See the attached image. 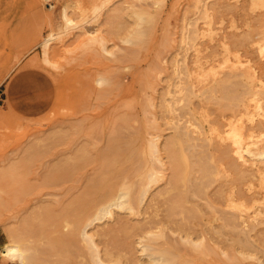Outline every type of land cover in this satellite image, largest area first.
Returning <instances> with one entry per match:
<instances>
[{
	"label": "rangeland",
	"instance_id": "obj_1",
	"mask_svg": "<svg viewBox=\"0 0 264 264\" xmlns=\"http://www.w3.org/2000/svg\"><path fill=\"white\" fill-rule=\"evenodd\" d=\"M106 1L102 2L107 5L104 6L105 8L102 3L95 7L99 8L101 5L103 7L99 8L97 13L92 11L94 8L92 5L85 6V3L81 4L83 2L71 0H0V90H4L3 97L6 101V106L0 107V264H30L28 261L22 263L18 257L11 259L4 256V250L14 245H20L28 256L34 255L36 248L45 250H41L44 252L41 255L44 259L43 264H98L93 259L96 250L100 258L109 261V264H264V241L262 242L261 235L253 231L241 233L229 227L223 228L222 232L214 233L216 235L214 239L221 243L211 242L214 245L210 250L203 248L205 245L189 246L181 243L180 224H183L184 214L179 213V210H182L179 208L176 210L180 214L178 216L174 205L170 204L177 191H172V195L168 197L162 195L154 201H151L150 197L155 191H162L159 189L165 190L170 186L167 184L171 177L169 167L163 166L166 168L163 171L162 164H155L159 167L156 170L162 169L164 172L155 173L156 176L158 175L157 181L161 178V182L154 181V185L151 183L152 188L149 186L151 193L148 190V193L143 194L149 183L145 175L149 157L145 137L146 111L151 110L150 104L153 101L156 104L162 101L154 94L167 90L170 83H173L175 70H185L184 60L188 63L189 70L194 73L199 66L196 64L197 67L193 62L198 57L206 56L204 58L206 62L202 60V63L199 62L200 65L204 64L207 67L209 61V64L211 60L212 63L217 62V69L220 70H216L220 75L229 74V71L230 74L240 73V67L246 65L252 67L255 63L257 65L258 59H264V5L258 4L259 0ZM85 10L89 11V16L85 15ZM66 17L69 20L66 21ZM47 40H49L48 46L45 49L44 42ZM244 40L247 41L245 48ZM239 56L243 57L242 61ZM244 56L255 57V60L246 59ZM230 59L233 62L232 60L229 62ZM250 60L253 62L251 63ZM226 61L229 63L227 64ZM234 61L237 62L236 65ZM243 61L245 62L242 66ZM231 63H234L233 66ZM193 66L194 72L191 70ZM211 66V64L207 68L202 66L206 70L199 68L198 71L201 74L206 71V75H211V72H214ZM253 68L248 69L253 72ZM207 69L210 73H207ZM194 74L193 78L198 80L200 74ZM182 76L186 78L183 73ZM208 77L210 78L207 75L206 78L209 79ZM148 78H152L154 93L152 89L148 91L145 87ZM159 78H162L161 82ZM196 79L195 82L193 79L194 83ZM241 79L237 77L230 79L232 80L230 82L227 80L225 85L221 84L219 90L223 99L217 100V104L211 103V106L204 100L209 98V92L200 91L198 94L200 86L197 83L194 85L196 87L184 83L189 88L191 86V90H195L197 95H194L191 103L187 100V103L185 101L181 103L182 107L184 106V109L181 107L182 113L186 116L183 120L192 119L193 123L201 126L196 121L193 111L201 114L210 112L214 115L217 107V112H222L211 117L214 119L211 125L216 128L217 125L215 126L214 123L218 125L221 123L222 127L219 126L223 130H230L229 127L232 126L228 131L230 133L225 130L220 132V128L215 131L216 133L212 132L216 139L214 136L213 139L210 132L204 145L200 143L207 146L203 148L207 152L213 147L214 152L212 150L210 152H216L215 155L219 153L217 156H220L226 147L230 156L235 155V158L232 156L233 159L238 158L235 161L231 157L230 159L235 163L238 161L241 165L239 169L236 168L237 165L232 167L230 159L224 156V153L221 158L215 159L220 169L226 168L223 166L225 164L230 168L226 175L224 172L221 173L222 169L218 175L216 168H213L215 174H212L211 179L213 182L215 180L216 184L217 181L220 183L222 179H227V175L232 174V171L230 173L232 168H234L233 173L237 169L236 172L239 174L235 173V177L232 174L228 183L232 184L236 181L239 186L242 185L240 180L244 176V171L247 170L245 175L250 179L257 174L261 176L254 170L263 168L251 157L253 147L255 146L256 149L259 145L253 139L244 140L247 143L251 141V144L240 143L243 142L242 135H239L240 130L244 129L247 122H251L255 116L264 112V104L260 102L257 107L263 105V110L261 108L259 111L252 110L257 112V115L254 113L252 117L250 113L249 115L243 113L244 110L237 99L242 95ZM230 86L232 88H228ZM222 88L225 90L223 91ZM207 101L211 102L210 99ZM169 102L172 101L168 100L165 104ZM192 103L199 105L193 106ZM202 103L206 105L203 108ZM231 105L238 106L239 109L235 108V110L241 109L242 112L239 111V114L237 111V116ZM228 109L230 112H227ZM187 111L190 116H187ZM224 113L227 117L232 114L234 121L231 117H224ZM261 114L258 117H261ZM121 116L124 117L123 119L129 117L128 123H125ZM245 119L248 120L242 122ZM237 120H241V123L246 122L244 127H241L242 124ZM235 122H239L240 126L238 123L235 127ZM217 131L219 134L222 133L220 137L217 136ZM225 133L228 135L222 136ZM117 134L119 135L116 136ZM205 134L204 132L203 135ZM222 137L226 140L223 141ZM234 137H238L236 138L238 141ZM233 139L237 141L238 146ZM226 141L227 144L224 143ZM213 143L221 144H218L221 146L219 150H217L218 146H212ZM262 144L264 145V141L260 146ZM243 146L245 149L241 148ZM246 146L249 148L248 152ZM261 147V151L264 150V146ZM112 152L116 154L112 156ZM239 153L243 155V160L239 159L241 156ZM263 154L264 151L260 152V156L263 157L261 165H264ZM102 155L107 157V160H102ZM218 160H226L228 163H219ZM203 162L206 160L202 159L200 165ZM243 162L249 164L244 166ZM208 164L209 161L201 168L204 169ZM254 166L257 168L255 169ZM198 167L199 164L197 167L191 166V179L188 182H195L192 180ZM180 170L179 175L183 178L185 166L181 165ZM162 176L166 178L163 177L162 180ZM257 176L255 191L260 189ZM144 178L147 179L146 186ZM164 180L167 182L165 183ZM111 185L115 189L114 192L110 191L112 198L108 201L101 194L109 191ZM245 188L249 192L247 186L241 188L242 192L246 191ZM131 190L135 196L130 195ZM122 192L126 194L125 197L122 196L123 199ZM252 193L253 191L250 194ZM93 194L98 196H95L97 199ZM258 195V203L264 205L262 201L264 196ZM119 197L121 200H132L129 198L133 197L134 203H131L130 207L134 205L135 209L132 210L129 206L109 207V204L118 201ZM158 202L161 204L158 205ZM192 203H186L184 207L191 210L194 207ZM263 205L258 206L264 208ZM103 207L108 211L102 213ZM167 207H172L173 210ZM165 208L168 209V214L173 211L177 215L170 214L171 217L174 215V218L172 217L174 224L170 222L171 217H167V212L163 211L166 210ZM50 209L52 212L49 211ZM164 215L166 218L163 217ZM52 217L53 220H59L57 225L51 220L48 223V219ZM27 218L32 220L35 230L30 237L22 241ZM177 220L179 221L174 222ZM148 221L152 222L143 227L142 223ZM161 221L168 231L163 228ZM156 226L159 227L156 231L163 228V232H155ZM84 227H87L86 234L83 233ZM151 228L153 231H149ZM175 228L177 230H174ZM57 234L66 237L64 244H54V237ZM168 239L174 242H169ZM106 249L112 250L114 255L107 257Z\"/></svg>",
	"mask_w": 264,
	"mask_h": 264
},
{
	"label": "bare ground",
	"instance_id": "obj_2",
	"mask_svg": "<svg viewBox=\"0 0 264 264\" xmlns=\"http://www.w3.org/2000/svg\"><path fill=\"white\" fill-rule=\"evenodd\" d=\"M71 1H73V2H83V3H81V4H84L85 3V6H86V4H89V5H92L94 8H93V10L92 11H98L99 10V8H101L102 7V5H103V7L104 6H107L106 4H105V2L104 3H102L104 0H71ZM107 1H109V0H107ZM106 1V2H107ZM257 1V0H256ZM100 3H102V5L99 7V8H95L96 6H98ZM81 4H79V5H81ZM258 4H261V5H264V0H259L258 1ZM76 5H78L77 3H76ZM88 6V5H87ZM251 6V5H250ZM102 7V8H103ZM81 8V11L83 10V8H82V6L80 7ZM79 8V9H80ZM88 8V7H87ZM101 8V9H102ZM105 8V7H104ZM89 9V8H88ZM87 9V10H88ZM95 9V10H94ZM243 9V8H242ZM87 10H85V15L86 16H89V11H87ZM65 11H67V10H65ZM86 11H87V13H86ZM95 12V13H96ZM230 12H232V11H230ZM236 12V11H235ZM84 13H81V15H84ZM94 13V14H95ZM98 13V12H97ZM227 13V12H226ZM214 15V14H213ZM255 15V14H254ZM66 16V15H65ZM251 16V15H250ZM84 17V16H83ZM224 17V16H223ZM85 18V17H84ZM87 18V17H86ZM85 18V19H86ZM67 17H66V21H67ZM213 19V18H212ZM69 20V19H68ZM68 22H70V21H68ZM223 25V24H222ZM206 27V26H205ZM253 28V27H252ZM200 30H201V28H200ZM207 30V29H206ZM224 30V29H223ZM220 31V30H219ZM228 31V30H227ZM234 31V30H233ZM208 32V31H207ZM216 32V31H215ZM208 36V35H207ZM224 36V35H223ZM197 37V36H196ZM210 37V36H209ZM232 38V37H231ZM203 39V38H202ZM209 40V39H208ZM48 41L49 40H47L46 42H44V48L46 49L47 48V46H48ZM239 41V40H238ZM242 41V40H241ZM244 43H243V45H244V48H245V45L247 44L246 42V40H244L243 41ZM210 43V42H209ZM237 43V42H236ZM238 43H240V42H238ZM257 43V42H256ZM242 45V46H243ZM205 46V45H204ZM250 48V47H249ZM242 49V48H241ZM244 50V49H243ZM248 52V51H247ZM256 53V52H255ZM264 54V53H263ZM194 55V54H193ZM224 55V54H223ZM235 55V54H234ZM243 56V55H242ZM241 56V57H242ZM246 56V55H245ZM244 56V58H246V59H248L247 57H245ZM206 57V56H205ZM204 56H201V58L200 57H198L197 58V60H195V62H193V63H195V65L198 67L197 69H195V70H197L196 72H194L195 70H193L194 69V66H193V68L191 69V70H193V72L194 73H197V74H200V75H202V76H198V80L196 79V78H193L194 76H195V74L194 73H192L190 70H189V67H188V63L184 60L183 62H185L184 63V68H185V70H184V72H181V71H183V70H181V71H176L175 70V72H174V76L172 77V81H173V83L171 84L170 83V85H169V87L167 88V90L166 91H162L160 88V90L161 91H159L158 92V94H154V95H158V98H160L162 101H161V103L160 104H156L155 103V101H153V103H155V104H153L151 101H149L148 100V102H151L152 104H150L151 105V110L150 111H146V120H145V126H146V141H147V149H148V152H149V157H148V160H147V164H148V167H145L146 168V178L148 179V186L147 187H145L146 189H145V193H143L144 195L146 194V193H148V192H150L151 193V190H149L150 189V187L152 188V186H151V183H153L154 181H157V177H158V175L156 176L155 175V173H159V172H163V171H165L164 169H166V168H164L163 166H167V167H169V169H170V172H171V177H170V179H169V183H167V184H170V186H168L165 190H164V188L163 189H159V190H162V191H158V192H156L155 191V193H153V194H151V201H154L155 199H157V198H159V197H161L162 195H165L166 197H168V196H171L172 194V191H177V193L174 195L175 197L173 198L172 197V199H171V201L172 202H170V204L173 206L174 205V210L176 211L177 209H181L182 208V210H179L180 212L179 213H181V214H184L183 215V217H182V223L183 224H180V228H181V230H182V235L180 236L181 237V243H185V244H189V246L190 245H196V246H200V245H205V246H203V248H206V249H211L212 248V246L214 245H212L211 244V242H214L215 244H220L221 242L220 241H218V242H220V243H218L215 239H214V236H216V235H214V233H218V231H221L222 232V229L223 228H227V227H229V228H231L232 230H234V231H238V232H245V231H253V232H255L257 235H261L262 236V242L264 241V208H261V207H259V206H262L261 205V202H259L258 203V198H259V195L258 194H262V196H264V190L262 191V189L261 188H263L264 189V165H261V163L263 164V162H261V161H263V157H261L260 156V152H262V151H264V150H262L261 151V146H264L263 144L260 146V144L264 141V112L262 113L261 111V113H259V115L261 114L262 116L261 117H258V116H255L254 118H253V120L251 121V122H247V125H245V127L243 126L244 124H246V122L245 123H241V120L239 121V120H237V121H239L242 125H241V127L243 126L244 127V129H242V130H240V132H241V134H239V135H242V140H243V142H240V141H242L241 139H240V143H244L245 142V144L247 143L246 141H244V140H246V139H253L254 141H255V143H257L259 146H257V148L255 149L254 147H253V149H252V147H251V149L253 150V154L251 153L252 152V150H251V157L253 158L252 160H254V161H256V162H258L259 163V165L260 166H263V168L261 167H259V169H256L257 167H255V169L256 170H254V172H257V173H260L261 174V176H259L258 174V180L260 181V185L258 186V187H260V189L258 188V190L256 189V191H255V188H254V185H256L257 184V181H256V183H255V177L256 176H254L253 178H250V179H247V176L245 175V172L247 171H244L243 173H244V176L241 178V183H242V187L241 186H239L237 183H236V181H235V183H232V184H229L228 182H229V177L230 176H232V174L234 175L233 177H235L237 174H239V173H237L236 171H237V169H239L240 167H241V165H239L238 164V161H237V163H235V162H233L232 160H236V159H238L237 157H236V159H233L232 158V156H233V154L230 156V152H228V151H226V147H224L225 149H223L222 150V154L224 155V156H226L228 159H230V157L232 158V160L230 159L229 161L232 163V167L234 166V165H237L238 167H236L237 169H235V173H236V175H235V173H233L234 171V168H232L231 170H230V173H231V171H232V174H230V175H227V179H225V180H223L222 179V177H221V179H222V181H224V182H222V184H221V182L219 183V181H217V184H216V182H215V180H214V182H215V184H214V182H213V180L211 179L212 178V174H215V172L213 171V168H216V170H217V174L219 175V173H220V170L222 169H220L219 168V166L217 165V163H216V160L215 159H217V158H221L220 156H223L222 154L220 155V156H217V155H219V153H218V151L217 150H219V147H221V146H218V144H220V143H218L217 145H216V143H213L212 144V146H218V149L216 150V148H215V150L217 151V155H215L216 154V152L215 153H213L214 152V150H212V149H214L213 147H212V149H210L208 152L207 151H205L206 149H203L204 147H206L207 148V146H203L204 145V143L206 142V140L208 139V134H210V132L212 133V132H214V133H216L215 131L218 129H220L222 126H221V123L218 125V124H216V123H214L215 124V126L217 125L219 128H217V126H216V128L214 127V126H212L211 125V123L212 122H214L213 120V118H211V117H215L214 115H216L218 112H217V107L215 108V113L216 114H214L213 115V113H207V114H201V113H198V112H196V111H193V115H194V117H195V119H196V121L201 125V126H199L198 124H196V123H193L192 122V119H188L189 121H185V120H183L184 119V117H186V116H184L185 114H183L182 113V108L184 107H182V105H181V103H184V101L186 102V100L188 101V102H190L191 103V101H192V99L195 97L194 95L196 94V92H195V90H191L192 88H191V86H190V88L188 87V85H184V83H190L191 85H196V83L198 84V86H200L201 87V89H200V87L198 88L199 90V93L198 94H200V91L201 92H203V93H205V92H209V98L208 99H210L211 100V102L210 101H207L208 99H204V100H206V103H208V104H210V106H211V103L213 104V103H216V101L217 100H219L221 97H220V95H221V91L219 90V87H220V85L222 84H224L225 85V83L227 82V80L230 82V81H232V80H230V79H233V78H237V77H241L242 79V84H243V87H242V95H239L238 97L239 98H237L239 101H240V106L243 108L242 110H244L243 111V113H246L245 115H249V113L251 114V116H252V114H258L257 112H253V111H255V110H258L259 111V108H261L262 110H263V108H262V106L261 107H257V106H259V104H264V59L262 58H260V59H258V62H257V65H256V63L255 64H253V66L254 65H256L254 68H253V66L251 67V66H244V67H240L241 68V72L239 73L237 70H235V71H237L238 73H235V74H230V71H229V74H226L225 75V73L223 74L222 73V75H220V72H218L219 70L217 69V65H216V63L217 62H215V63H212V60H211V68L214 70V72H211L212 74L210 75V74H207L208 76H210V78L209 79H207L206 78V71L205 72H203V70H206V69H204L203 67H206V65L204 66V64L202 65H200V63H202V60L204 61V58H205ZM207 57H210V56H207ZM240 57V56H239ZM241 57H240V60L242 61L243 60V57H242V59H241ZM203 58V59H202ZM213 58V57H212ZM236 58H238V56L236 57ZM254 60H255V57H252ZM252 58H249V59H252ZM206 59H208V58H206ZM210 59V58H209ZM187 60V59H186ZM231 60L232 59H230V60H228L229 62H231ZM245 60V59H244ZM240 61V62H241ZM248 61V60H247ZM200 62V63H199ZM204 62H206V61H204ZM210 62V61H209ZM209 62L207 63L209 66H210V64H209ZM214 62V61H213ZM227 62V61H226ZM229 62H227V64L229 63ZM232 62H233V60H232ZM235 62V61H234ZM239 62V61H238ZM245 61H243L242 62V66H243V63H244ZM249 62V61H248ZM250 62L252 63L253 62V60L251 61L250 60ZM256 62V61H255ZM236 63L237 62H235V64L234 65H236ZM191 64V63H190ZM233 64L231 63V65L233 66ZM158 65V64H157ZM194 65V64H193ZM207 65V67H209ZM223 65H224V63H223ZM222 65V66H223ZM249 65V64H248ZM252 65V64H251ZM182 66V65H181ZM196 66H195V68H196ZM203 66V67H202ZM218 66H220V65H218ZM226 66V65H225ZM225 66H224V68L223 69H225ZM230 66V65H229ZM231 66V67H232ZM239 66H240V64H238V69H240L239 68ZM180 67V66H179ZM206 67V68H207ZM156 68V67H155ZM199 68H202V69H200V70H202V72H203V74L205 73V75L206 76H204L203 74H201L200 73V71H198V69ZM210 68V69H211ZM248 68H250L251 70H252V68H253V72H251L250 71V69H248ZM209 69V68H208ZM207 69V73H210V72H208L209 70ZM218 71H217V70ZM229 69V68H228ZM152 70H154V69H152ZM223 71H225V70H223ZM199 72V73H198ZM231 72H233V71H231ZM182 73L184 74V76H186V78H184L183 76H182ZM194 74V75H193ZM196 74V75H197ZM161 76V75H160ZM151 77H153V76H151ZM160 79H162V78H159V80ZM171 79V78H170ZM169 79V80H170ZM193 79H194V82H195V79L198 81H196V83H194L193 82ZM156 80V79H155ZM154 80V81H155ZM166 80V79H165ZM157 81V80H156ZM160 82H161V80H160ZM163 82V81H162ZM238 83V82H237ZM234 84H236V83H233V85ZM239 84V83H238ZM221 85V86H222ZM232 85V86H233ZM145 87L148 89V91H149V89L151 90L152 89V92H153V86H152V78H148L146 81H145ZM194 87H196V86H194ZM237 87V86H236ZM228 88H232L231 86L230 87H228ZM158 89V88H157ZM194 89V88H193ZM223 89V88H222ZM221 89V90H222ZM234 89V88H233ZM225 89H223V91H224ZM232 90V89H231ZM238 90H240V89H238ZM155 91H156V89H155ZM196 91H197V88H196ZM157 92V91H156ZM228 92V91H227ZM230 92V91H229ZM235 92H236V90H235ZM154 93V92H153ZM162 95H161V94ZM234 93V92H233ZM197 95V94H196ZM204 95V94H203ZM202 95V96H203ZM228 95V94H227ZM191 96H193L191 99H190V97ZM201 96V95H200ZM199 96V97H200ZM226 96V95H225ZM156 97V96H155ZM237 97V96H236ZM157 98V97H156ZM155 98V99H156ZM196 98H197V96H196ZM225 98V100H228V99H226V97H224ZM189 99V100H188ZM221 99H223V98H221ZM159 100V99H158ZM157 100V101H158ZM168 100H171L172 102H169V103H166L165 104V102H167ZM230 100H232V99H230ZM221 101V100H220ZM224 101V100H223ZM229 101V100H228ZM141 102V101H140ZM147 102V103H148ZM163 102V103H162ZM194 102V101H193ZM197 102H198V99H197ZM202 102H203V100H202ZM218 102V101H217ZM235 102H236V100H235ZM261 102V103H260ZM187 103V102H186ZM200 103V102H199ZM204 103H205V101H204ZM204 103H202L201 104V107L203 108L204 106H206V105H204ZM197 104V103H196ZM195 104V105H196ZM217 104V103H216ZM216 104H215V106H216ZM220 104V103H219ZM218 104V105H219ZM224 104V103H223ZM126 105V104H125ZM192 105L193 106H195L193 103H192ZM197 105H199V104H197ZM225 105V104H224ZM227 105V104H226ZM225 105V106H226ZM121 106V105H120ZM147 106H149V105H147ZM192 106V107H193ZM209 106V107H210ZM214 106V107H215ZM223 106V105H222ZM119 107V106H118ZM128 107V106H127ZM182 107V108H181ZM198 107V106H197ZM208 107V106H207ZM234 107V106H233ZM232 107V105H231V108H233ZM238 107V106H237ZM237 107H234V110H235V108H237ZM199 108V107H198ZM206 108V107H205ZM211 108V107H210ZM219 108V107H218ZM228 108V107H227ZM230 108V107H229ZM231 108H230V110H231ZM130 109V108H129ZM149 109H150V107H149ZM184 109V108H183ZM207 109V108H206ZM225 109V108H224ZM237 109H239V108H237ZM147 110H148V107H147ZM199 110V109H198ZM202 110V109H201ZM204 110V109H203ZM202 110V111H203ZM212 110H213V108H212ZM212 110H211V112H212ZM221 110H222V108H221ZM233 110V111H234ZM253 110V111H252ZM207 112H208V109L206 110ZM224 111V110H223ZM232 111V110H231ZM236 111V110H235ZM238 111V110H237ZM237 111H236V113L235 112H233V113H235L236 115H237ZM239 111H241V109L239 110ZM238 111V113L240 114V112ZM264 111V110H263ZM201 112V111H200ZM222 112V111H221ZM221 112H219L218 113V115L221 113ZM227 112H230L229 111V109H228V111ZM242 112V111H241ZM180 113H182L181 115H180ZM186 113V112H185ZM189 112L187 111V114H188ZM226 113V112H225ZM224 113V114H225ZM190 114V113H189ZM187 115V116H190V115ZM223 114V115H224ZM227 114V113H226ZM224 115V117L226 116L227 117V115ZM235 114H233V117H235L236 115ZM254 114V115H255ZM209 115H211V116H209ZM213 115V116H212ZM230 115V114H229ZM235 115V116H234ZM244 115V116H245ZM120 116V115H119ZM238 116V115H237ZM240 116V115H239ZM250 116V117H251ZM123 116H121V118H122ZM210 117V118H209ZM219 117V116H218ZM229 117H231V120H233V118H232V114L229 116ZM229 117H227V118H229ZM248 117V116H247ZM247 117H245V118H247ZM253 117V116H252ZM251 117V118H252ZM124 118V117H123ZM122 118V120H125V123H128L127 121H129L128 119H129V117H128V119H127V117L125 118V119H123ZM236 118V117H235ZM240 118V117H239ZM249 118V117H248ZM250 118V119H251ZM185 119H187V118H185ZM210 119H212V121L210 120ZM222 120H223V117L221 118ZM131 120V119H130ZM191 120V121H190ZM221 120V121H222ZM229 121H230V119H228ZM246 120H248V119H245V120H243L242 122H244V121H246ZM216 121V120H215ZM234 121V120H233ZM232 121V122H233ZM131 122V121H130ZM218 122V121H217ZM238 122V123H239ZM120 123H122V121L120 120ZM224 123H226L225 121H224ZM223 122H222V124H224ZM238 123H234V126H235V124L237 125ZM240 123H239V126H240ZM213 124V123H212ZM122 125V124H121ZM129 125V124H128ZM225 125H227V124H225ZM229 125V124H228ZM118 126H119V124H118ZM118 126H116V128L118 127ZM123 126V125H122ZM230 126V125H229ZM239 126H237V127H239ZM125 127H127V126H125ZM236 127V126H235ZM120 128H121V126H120ZM123 129H124V127H122ZM121 128V129H122ZM225 128V127H224ZM231 128H232V126H231ZM231 128L229 127V129L231 130ZM234 128V127H233ZM120 129V131H122ZM227 129H228V127H227ZM236 129V128H235ZM239 129H240V127H239ZM117 130V129H116ZM118 130H119V128H118ZM225 130V129H224ZM222 128L220 129V132L221 131H224ZM230 130H225V131H227V133H230V132H228V131H230ZM237 131H238V133H239V130L238 129H236ZM236 130H235V132H236ZM113 131V130H112ZM111 131V132H112ZM233 131V130H232ZM117 132V131H116ZM204 132L206 133L205 135H203L204 134ZM218 132V131H217ZM124 133V132H123ZM214 133H212V137L214 136ZM224 133V132H223ZM232 133V132H231ZM233 133H234V131H233ZM232 133V135H234V134H236V133H234L233 134ZM112 134H113V132H112ZM115 134V133H114ZM222 133H220L219 134V132H218V135L217 136H219V135H221ZM119 134H117L116 136H118ZM216 135V134H215ZM224 135H226V133L225 134H223L222 136H224ZM228 135V134H227ZM226 135V136H227ZM229 136H230V134H229ZM237 136V135H236ZM215 137V136H214ZM214 137H213V139H214ZM220 137V136H219ZM225 137V136H224ZM224 137H222L223 138V141H225L224 140ZM114 138V137H113ZM221 138V139H222ZM232 138H233V136H232ZM235 138V137H234ZM236 138H238V137H236ZM235 138V139H236ZM215 139H216V137H215ZM161 140H163L161 143H160V141ZM218 141H219V139H217ZM232 140V139H231ZM234 140V139H233ZM237 140V139H236ZM236 140H234V142H236L235 144H237V141ZM221 141V140H220ZM223 141H222V143H223ZM202 142V144H200ZM215 142H217V141H215ZM238 142V143H239ZM251 142V141H250ZM247 143V144H251V143ZM224 143H228L227 141L226 142H224ZM253 143V142H252ZM254 143V144H255ZM132 144V143H131ZM226 144H224V145H226ZM235 144H234V146H235ZM221 145V144H220ZM224 145H222V147L224 146ZM229 145H231V142H230V144ZM233 145V144H232ZM227 146V145H226ZM237 146H238V144H237ZM241 146V145H240ZM249 146V145H248ZM209 147V146H208ZM229 147V146H228ZM231 147V146H230ZM245 146H243V147H241V148H244ZM260 149H259V148ZM131 148V147H130ZM211 148V147H210ZM239 148V147H238ZM240 148V149H241ZM246 148H247V146H246ZM109 149V148H108ZM107 149V150H108ZM120 149V148H119ZM221 149V148H220ZM228 149V148H227ZM230 149V148H229ZM233 149V148H232ZM235 149H236V147H235ZM245 149V148H244ZM248 149L249 148H247V152H248ZM115 150V149H114ZM213 151V152H210V151ZM236 150H238V149H236ZM260 150V151H259ZM225 151V152H224ZM230 151V150H229ZM233 151V150H232ZM132 152V151H131ZM234 152L236 153V151L234 150ZM233 152V153H234ZM243 153L244 151H240V153ZM246 152V155L248 154ZM239 153V155H241ZM245 153V152H244ZM243 153V154H244ZM103 154V153H102ZM114 154H116L115 152H114ZM113 154V152H112V156L114 155ZM131 154V153H130ZM237 154V153H236ZM108 155V154H107ZM207 157H206V156ZM215 156H217V157H215ZM243 155H241L240 156V158L239 159H241V160H243L242 157ZM263 156H264V154H263ZM101 157V156H100ZM234 158H235V155L233 156ZM102 160H107V157H105L104 155H102ZM250 158V157H249ZM130 159V157L128 158V160ZM206 160V162L208 163V161H209V164L207 165V166H204V169H202L201 167H202V165H204V164H206V162H203L202 163V165H200L201 164V160ZM223 159H226V158H223ZM222 159V160H223ZM167 160V161H166ZM220 160V159H219ZM218 160V161H219ZM219 161V163L220 162H227L228 163V161H226V160H224V161ZM249 159H248V157H247V161H248ZM110 161V160H109ZM115 162V161H114ZM242 162V161H241ZM111 163V162H110ZM162 164V167H163V171H162V169H160V170H156V169H159V167H157L155 164ZM225 163H223V164H225ZM244 163V164H243ZM243 163H241V164H243L244 166H245V164L246 165H248L249 163H245V162H243ZM254 163V162H253ZM252 163V164H253ZM257 163V164H258ZM199 164V167H198V170L196 171V173H194L195 174V177L193 178L194 180H192V181H195V182H191V181H189L188 182V180L189 179H191V172H190V168H191V166L193 165H196V167H197V165ZM256 164V163H255ZM181 165H184L185 166V168H186V171H185V174H184V176H183V178H181L180 177V172H181V170H180V168H181ZM220 165H222V164H220ZM157 168H156V167ZM223 166H225L226 168H224L223 167V169H222V171H221V173L222 172H224L225 173V175L226 174H228V171H229V167L227 168V166H226V164L225 165H223ZM249 166H251V163H250V165ZM248 166V167H249ZM256 166H258V165H256ZM154 167H155V170H154ZM221 167V166H220ZM161 168V167H160ZM195 168V167H194ZM199 168H201L200 170H199ZM248 169V168H247ZM252 169H254L253 167H252ZM251 169V170H252ZM179 170H180V172H179ZM194 170V169H193ZM193 170H191V171H193ZM241 170H243L242 168H241ZM155 171H157V172H155ZM184 171V170H183ZM260 171V172H259ZM189 172H190V174H189ZM240 172V171H239ZM145 173V172H144ZM164 173V172H163ZM168 174V173H167ZM248 174V173H247ZM121 176V175H120ZM241 176V175H240ZM249 177L251 176V175H248ZM156 177V178H155ZM163 177L164 176H162V180H163ZM232 177V178H233ZM238 177V176H237ZM166 177H164V179H165ZM147 179H145L144 178V182H145V186H146V180ZM161 179V178H160ZM159 179V180H160ZM236 179V178H235ZM240 178L238 177V179L237 180H239ZM158 180V181H159ZM211 180V181H210ZM157 181V182H158ZM160 182H161V180H160ZM164 182L166 183L167 181L166 180H164ZM163 182V183H164ZM162 183V184H163ZM155 183H153V185H154ZM220 184V185H219ZM240 184V183H239ZM112 185H114V184H112ZM112 185L110 186L111 188L109 189V191H106L104 194H101V196L102 197H106L107 199H108V201H110L111 199L110 198H112V193L111 192H114V190L113 189H115L114 187L112 188ZM125 185V184H124ZM165 185V184H164ZM164 185H163V187H164ZM238 185V186H237ZM114 186H116V185H114ZM150 186V187H149ZM245 186H247V188H248V190H249V192H247V190H246V188H245V192H242V189L241 188H244ZM128 187V186H127ZM154 187V186H153ZM159 187V186H158ZM239 187H241V188H239ZM130 188V187H129ZM112 189V190H111ZM154 189V188H153ZM152 189V190H153ZM149 190V191H148ZM262 191V192H260V191ZM111 191V192H110ZM128 191V190H127ZM148 191V192H147ZM154 191V190H153ZM152 191V192H153ZM251 191H253V193L252 194H250L251 193ZM257 191H259V192H257ZM99 195H100V193H98ZM129 194V193H128ZM132 194V196L134 195L133 194V192H132V190H131V192H130V195ZM171 194V195H170ZM150 195V194H149ZM93 196H94V198H96V197H98V196H96L95 194H93ZM96 196V197H95ZM101 196H100V198H101ZM122 196L123 197H125L126 196V194L124 193V192H122L121 193V198H122ZM135 196V195H134ZM142 196V195H141ZM261 196V195H260ZM92 197V196H91ZM143 197V196H142ZM149 197V198H150ZM258 197V198H257ZM120 198V197H119ZM118 198V201L116 200V202L115 203H112V204H109V207H111V206H119V207H123V208H125V207H127V206H129L130 207V204L131 203H134L133 202V197H130L129 199H132V200H121V198L119 199ZM97 199V198H96ZM95 199V200H96ZM102 199V198H101ZM123 199V198H122ZM125 199V198H124ZM146 199V198H145ZM261 199V198H260ZM264 199V197H262V201H264L263 200ZM167 200V199H166ZM168 201V200H167ZM255 201H257V202H255ZM101 202V201H100ZM139 202V201H138ZM194 203V207L193 208H191V210H189L190 208H187V207H184V204H186V203ZM249 202H251L250 204H249ZM252 202H254V203H252ZM173 203V204H172ZM192 203V204H193ZM258 203V205H256V204ZM264 203V202H263ZM140 204V203H139ZM148 204V203H147ZM161 203L160 202H158V205H160ZM169 204V205H170ZM142 205V204H141ZM170 205V206H171ZM132 206V205H131ZM147 206H149V204L147 205ZM258 206V207H257ZM163 207V206H162ZM184 207V208H183ZM263 207H264V205H263ZM131 208V207H130ZM132 208H134V205H133V207ZM131 208V209H132ZM167 208H169V207H167ZM167 208H165L166 210H163L164 212L166 211L167 212ZM171 208V210H173L172 209V207H170ZM169 208V209H170ZM186 208V209H185ZM49 209V208H48ZM135 209V208H134ZM133 210V209H132ZM131 210V211H132ZM171 210H169V211H171ZM184 210V211H183ZM185 210H186V212H185ZM50 212H52V209H50L49 210ZM103 211H108V209L105 207H103L102 208V213H104ZM162 211V212H163ZM189 211V212H188ZM147 212H148V210H147ZM146 212V213H147ZM153 212V211H152ZM154 213V212H153ZM176 213H177V215L179 216L180 214L178 213V211H176ZM166 214V213H165ZM170 214H174V215H176L175 213H173V211H172V213H169L168 214V212H167V217L169 216V217H171V215ZM186 214H188V215H186ZM155 215V214H154ZM173 215V216H174ZM176 215V216H177ZM157 216V215H156ZM166 215H164L163 217L164 218H166L165 217ZM172 216V217H173ZM35 217V216H34ZM172 217H171V223L172 224H174L173 223V219H172ZM30 218V217H29ZM37 218V217H36ZM159 218H161V217H159ZM174 218V217H173ZM46 219V218H45ZM146 219V218H145ZM43 220V219H42ZM52 221L53 222V224H58V222H59V220L58 219H56V220H53V217L52 218H50V219H48V223H49V221ZM153 220V219H152ZM179 220H181V219H179ZM179 220H177V221H174V222H178ZM121 221V220H120ZM158 221V220H157ZM160 221V220H159ZM151 223L152 221H148V222H143L142 223V226L143 227H146L145 225L147 224V223ZM164 222H165V220H164ZM168 222V221H167ZM181 222V221H180ZM39 223V222H38ZM120 223V222H119ZM156 222H154V224H155ZM158 223V222H157ZM163 223V221H161V224ZM166 223V222H165ZM52 224V225H53ZM123 224H124V222H123ZM158 224H160V223H158ZM158 224H156V225H158ZM33 225H34V223L32 222V220H28V218H27V220L25 221V223H24V232H25V234H24V232L23 233H21V236H22V234H24V237L23 238H21V240L23 241V240H26V238L27 237H30V235L32 234V233H34L33 232V230H35V228H33ZM40 225H42V224H40ZM162 225H164L163 226V228H165V224H162ZM178 225H179V223H178ZM178 225H176V227L178 226ZM46 226V225H45ZM159 226H161V225H159ZM109 227V226H108ZM112 227V226H111ZM115 227V226H114ZM169 227V226H168ZM168 227H167V229H168ZM33 228V229H32ZM87 229V227H84V231H83V233H85L86 234V232L85 231H87L86 229ZM157 228H159V227H155V232H161L162 230H163V228H161V230L159 229L158 231H156V229ZM172 228V227H171ZM179 228V229H180ZM248 229V230H245V229ZM113 229V228H112ZM148 229V228H147ZM146 228H145V230H147ZM144 230V231H145ZM165 230H166V228H165ZM164 230V231H165ZM172 230V229H171ZM174 230H177L176 228L174 229ZM32 231V232H31ZM107 231V230H106ZM149 231H153L152 230V228H151V230H149ZM166 231H168V230H166ZM165 231V232H166ZM179 231V230H178ZM178 231H177V233H178ZM228 231V230H227ZM19 232V231H18ZM137 232V231H136ZM163 232V231H162ZM173 232V231H172ZM180 232V231H179ZM221 232H219V234L221 233ZM100 233V232H99ZM106 233V232H105ZM149 233H153L154 234V232H149ZM169 233H171V231L169 232ZM236 233V232H235ZM159 234V233H158ZM163 235L164 234H166V233H162ZM173 234V233H172ZM174 234L176 235V233L174 232ZM218 234V235H219ZM223 234V233H222ZM221 234V235H222ZM162 235V236H163ZM167 235V234H166ZM169 235V234H168ZM167 235V236H168ZM178 235V234H177ZM17 236H18V234H17ZM85 236V235H84ZM87 236V235H86ZM85 236V237H86ZM167 236H164V237H167ZM89 237V236H88ZM219 237H220V235H219ZM16 238V237H15ZM20 238V237H19ZM168 238V237H167ZM86 239V238H85ZM171 239V238H170ZM172 240V239H171ZM171 240H169L168 239V241L169 242H172ZM65 241H66V237L64 236V235H59V234H57L55 237H54V244L55 245H59V244H64L65 243ZM176 241V240H175ZM173 242H174V240H173ZM172 242V243H173ZM200 242V243H199ZM204 242L206 243V244H204ZM168 242H166V244H167ZM176 243V242H175ZM178 243V242H177ZM180 243V244H181ZM226 243V242H225ZM229 243V242H228ZM264 243V242H263ZM168 245V244H167ZM182 245V244H181ZM180 245V246H181ZM52 246V245H51ZM201 246V247H202ZM193 247H195V246H193ZM214 248H215V246H214ZM40 248H36L35 249V253H33L34 255H32V256H28L27 254H25L26 253V251H25V249L23 250V248H21L20 247V245H14V246H11V247H8V248H6L5 250H4V256H6V257H9V258H14V257H18L19 258V260L22 262V263H25V261H26V263H32V264H43V262H44V259H42L41 258V255H43L44 254V252H42V251H45V250H43V249H40ZM127 249V248H126ZM181 249V248H180ZM179 249V250H180ZM42 250V251H41ZM209 250H208V252H209ZM49 251V250H48ZM125 251V250H124ZM143 251V250H142ZM45 254H46V252H45ZM128 254V253H127ZM223 254H225V253H223ZM27 255V256H26ZM105 255L107 256V257H112L114 254H113V251L112 250H110V249H106V251H105ZM148 258V257H147ZM217 258V257H216ZM93 259H95L96 260V262L98 263V264H109L110 262L109 261H106V260H104V259H101L100 258V256H99V252H98V250H96V252H95V255H94V257H93ZM137 259V258H136ZM159 260V259H158ZM259 260V259H258ZM28 261V262H27ZM156 261V260H155ZM163 261V260H162ZM130 262V261H129Z\"/></svg>",
	"mask_w": 264,
	"mask_h": 264
},
{
	"label": "built area",
	"instance_id": "obj_3",
	"mask_svg": "<svg viewBox=\"0 0 264 264\" xmlns=\"http://www.w3.org/2000/svg\"><path fill=\"white\" fill-rule=\"evenodd\" d=\"M4 106L3 92L0 90V107Z\"/></svg>",
	"mask_w": 264,
	"mask_h": 264
},
{
	"label": "crops",
	"instance_id": "obj_4",
	"mask_svg": "<svg viewBox=\"0 0 264 264\" xmlns=\"http://www.w3.org/2000/svg\"><path fill=\"white\" fill-rule=\"evenodd\" d=\"M2 92H3V96H4V95H5L4 90H2ZM3 99H4V97H3ZM4 106H6V101H5V99H4Z\"/></svg>",
	"mask_w": 264,
	"mask_h": 264
}]
</instances>
